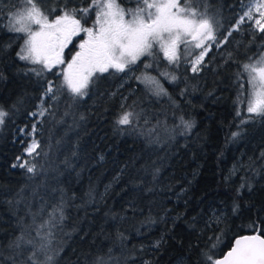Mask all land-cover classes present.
Segmentation results:
<instances>
[{
    "label": "trees",
    "instance_id": "1",
    "mask_svg": "<svg viewBox=\"0 0 264 264\" xmlns=\"http://www.w3.org/2000/svg\"><path fill=\"white\" fill-rule=\"evenodd\" d=\"M250 1L191 0L213 22L217 41L231 31L219 48L212 43L198 72L190 60L199 49L181 44L179 61L169 63L154 47L124 72L97 73L87 94L75 97L62 67L27 71L41 66L17 57L25 34L5 27L18 0H0V108L8 113L0 125V264H12L10 256L23 264L31 246L9 244L32 223V213L51 211L61 200L65 220L56 229L53 264H209L207 256L219 259L236 237L264 236V116L247 112L242 68L262 55L264 32L247 19L235 29ZM37 3L50 17L65 7V0ZM93 14L76 18L89 25ZM145 75L167 94L155 95L154 84L137 79ZM49 82L53 92L45 95ZM41 107L43 117L31 115ZM126 110L140 118L118 128L114 122ZM32 139L39 146L29 156ZM24 161L36 165L35 174L13 167Z\"/></svg>",
    "mask_w": 264,
    "mask_h": 264
},
{
    "label": "snow or ice",
    "instance_id": "2",
    "mask_svg": "<svg viewBox=\"0 0 264 264\" xmlns=\"http://www.w3.org/2000/svg\"><path fill=\"white\" fill-rule=\"evenodd\" d=\"M135 3L138 5L136 8L125 9L117 0H91L89 8L69 9L65 0V7L61 9L62 14L50 21L48 15L38 6L37 0H18V6L10 8L6 13L8 23L5 27L10 32L26 35L16 55L21 61L40 65L39 68L27 69L37 75L51 70L56 65L65 64L64 49L71 43L72 37L80 32L86 33L87 39L79 44L80 50L67 62V68L63 72L64 86L75 97L87 94L89 84L93 82L97 73H106L109 69L124 72L142 56H151L154 47L159 48L169 63L179 61L178 50L181 44H190L194 49H199V53L193 55L190 60L192 71L198 72L212 43L219 48L231 36L229 31L223 41H217L213 22L205 18L206 13H199L192 8L191 0H183V5L181 0H135ZM93 10L96 16L93 26H82L81 19ZM48 11L54 13L56 9ZM254 13H258V18L254 19ZM77 14H80L81 19L76 18ZM246 19L254 20L256 29L264 32V0H254L237 20L235 29H238ZM34 25L38 26L36 30H33ZM150 67L151 65H145L146 69ZM242 68L252 89L247 112L250 116H264V54L253 63L243 64ZM159 75L169 77L171 80L176 79L167 72ZM137 79L154 84L155 95L167 94L154 77L145 75ZM51 92L53 85L49 82L45 95ZM121 108H124L123 104ZM46 112L47 109L41 107L38 113L34 112L31 115L43 117ZM6 116L8 113L0 108V125L4 123ZM139 118V113L126 110L114 123L118 128L125 125L132 127L134 119ZM181 123L186 130L193 127L191 122L183 120L182 117ZM32 130L35 132V124L32 125ZM148 135L151 136V132ZM238 135V132L232 133L233 138ZM38 146L33 139L25 151L32 156ZM261 156H264V152ZM17 159L19 161V158ZM17 166L26 169L28 173L36 172V165L29 161L13 165ZM238 207L239 205H235L233 211L235 212ZM45 212L46 209L41 208L38 212L32 213V223L22 227L21 235L9 244V248L17 250L21 248V244L31 246L23 264H53L54 256L58 254V250L53 249L52 244L56 229L65 220L64 201L61 200L51 206V211L46 212L47 219H40ZM28 229L34 230V237L31 236V232L25 235ZM8 259L12 260V264H16L13 257L10 256ZM207 259L209 264H264V237L258 232L255 235L240 237L223 259L213 260L211 256H207ZM96 264H102V261L98 259Z\"/></svg>",
    "mask_w": 264,
    "mask_h": 264
},
{
    "label": "rangeland",
    "instance_id": "3",
    "mask_svg": "<svg viewBox=\"0 0 264 264\" xmlns=\"http://www.w3.org/2000/svg\"><path fill=\"white\" fill-rule=\"evenodd\" d=\"M130 1H132V0H130ZM117 2L120 4V2L117 0ZM254 2V0H252V1H250L249 2V4H248V7L250 6V4L251 3H253ZM120 6L121 7H123V8H125V9H129V8H136L138 5L135 3L134 5H129L128 7H125V6H123V5H121L120 4ZM248 9V8H247ZM42 10V9H41ZM43 11V10H42ZM94 11V14H93V16H92V18L90 19V24L89 25H86L83 21H81V24H82V26H84V27H92L93 26V24H94V21H95V19H96V16H95V10H93ZM247 11V10H246ZM46 14V13H45ZM62 14V13H61ZM61 14H59V15H61ZM46 15H48V14H46ZM59 15H55V16H53V17H50L49 15H48V17H49V20L51 21V20H53V19H55V17L56 16H59ZM127 18V17H126ZM255 18H258V13H254V19ZM78 19V18H77ZM38 28V26H36V25H34L33 26V30H36ZM215 31V30H214ZM25 38H26V35H25ZM72 38H74V41H73V43H72V45L67 49V51H66V53L64 54V60H65V64H63V65H58V66H60V67H62L63 68V70H66V68H67V62L68 61H70L71 60V58H72V56L73 55H75V53L77 52V51H79L80 49H79V44L82 42V41H84V40H86L87 39V34L86 33H84V32H80L77 36H74V37H72ZM73 46V47H72ZM210 50V49H209ZM262 54H264V51L262 52ZM261 57V56H260ZM259 57V58H260ZM258 58V59H259ZM257 59V60H258ZM249 97H250V93H251V91H252V89H251V85L249 84ZM249 97H248V99H249ZM33 140V139H32ZM32 140L29 142V144H31L32 143ZM37 142V141H36ZM28 144V145H29ZM26 152V151H25ZM27 153V152H26Z\"/></svg>",
    "mask_w": 264,
    "mask_h": 264
},
{
    "label": "water",
    "instance_id": "4",
    "mask_svg": "<svg viewBox=\"0 0 264 264\" xmlns=\"http://www.w3.org/2000/svg\"><path fill=\"white\" fill-rule=\"evenodd\" d=\"M255 234H257V233H254V234H244V235H240V236H238V237H236L235 238V240L233 241V244H232V246H231V248L223 255V256H221L219 259H223V257L232 249V247H234V245H235V241L237 240V239H239L240 237H243V236H251V235H255ZM259 234V233H258ZM259 235H261V234H259ZM262 236V235H261ZM262 237H264V236H262Z\"/></svg>",
    "mask_w": 264,
    "mask_h": 264
},
{
    "label": "flooded vegetation",
    "instance_id": "5",
    "mask_svg": "<svg viewBox=\"0 0 264 264\" xmlns=\"http://www.w3.org/2000/svg\"><path fill=\"white\" fill-rule=\"evenodd\" d=\"M60 14H61V13H60ZM58 15H59V14H58ZM73 41H74V38H72V41H71V43L68 45V47L64 49V54L66 53L67 49L72 45Z\"/></svg>",
    "mask_w": 264,
    "mask_h": 264
}]
</instances>
